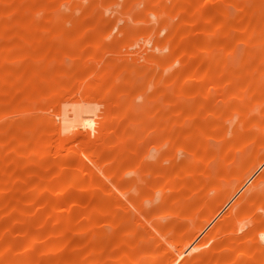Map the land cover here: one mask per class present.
<instances>
[{
	"label": "rangeland",
	"instance_id": "1",
	"mask_svg": "<svg viewBox=\"0 0 264 264\" xmlns=\"http://www.w3.org/2000/svg\"><path fill=\"white\" fill-rule=\"evenodd\" d=\"M0 264H264V0H0Z\"/></svg>",
	"mask_w": 264,
	"mask_h": 264
}]
</instances>
